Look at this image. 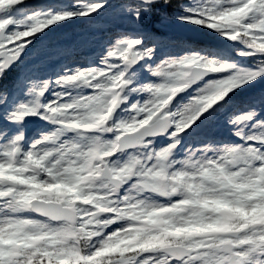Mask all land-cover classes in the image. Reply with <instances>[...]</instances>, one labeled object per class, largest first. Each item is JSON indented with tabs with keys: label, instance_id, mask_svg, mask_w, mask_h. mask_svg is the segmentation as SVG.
<instances>
[{
	"label": "snow or ice",
	"instance_id": "obj_1",
	"mask_svg": "<svg viewBox=\"0 0 264 264\" xmlns=\"http://www.w3.org/2000/svg\"><path fill=\"white\" fill-rule=\"evenodd\" d=\"M111 7L0 0V81L21 69L0 91V264H264V0H132L96 63L39 77L38 42ZM169 8L225 46L163 52L144 25ZM31 117L52 130L27 138Z\"/></svg>",
	"mask_w": 264,
	"mask_h": 264
},
{
	"label": "rangeland",
	"instance_id": "obj_2",
	"mask_svg": "<svg viewBox=\"0 0 264 264\" xmlns=\"http://www.w3.org/2000/svg\"><path fill=\"white\" fill-rule=\"evenodd\" d=\"M37 3L30 4V9H38L44 5H57L61 3H66L67 0L53 2L50 0H33ZM189 2V1H188ZM109 3L113 5V7L109 8L108 11L101 17L98 18L91 25H85L80 23H69L64 22L65 27L59 29L55 33H50L48 37L44 39L42 42L47 47L48 45H57V42L60 40L65 44L60 47V54L62 55L60 61L55 63L54 61H45L38 69V74L40 78H47L48 75L53 74V72L59 68L61 64L67 63L71 67H80L86 68L92 66L99 59L101 52L103 51L105 45L111 40V38L119 31H131L133 29V25L130 20L121 14V5L127 3L115 2L113 0H109ZM156 12L153 13L152 17ZM164 19L162 23L158 26L159 31L167 34L168 39L163 40L162 51L167 52L171 55H181L186 51L192 49H212L215 50L218 47L223 48L225 46L224 42L220 41L218 37H215L214 34H209L207 30L200 31L205 35L207 39H210L209 43H204L199 40H190L185 37L188 36L187 33H183V36L176 35V27L172 24L171 18ZM146 23V22H145ZM153 26V25H152ZM154 27V26H153ZM155 28V27H154ZM144 31L147 32L146 29ZM160 32V33H161ZM187 32V31H184ZM153 33V32H148ZM192 34V33H191ZM75 39V42H73ZM159 39H162L159 37ZM55 48L51 49L52 51ZM90 51H92L90 53ZM229 54L233 59H240L236 57L235 52L229 50ZM60 57H58L59 60ZM242 60H240L241 62ZM246 63V61L244 62ZM19 71L21 69H18ZM16 74V73H13ZM140 78L145 80L155 79L146 73L139 74ZM260 88H264V84L259 85L257 89L253 90V92H258ZM48 99H52V97L46 93ZM28 122L24 128V132L26 137L29 139H33L37 137L38 133L41 131L49 132L52 130V126L47 124L44 121L39 120L38 118L31 117L28 118ZM5 125L3 121H0V132L5 130ZM33 130V132H32ZM15 129H9V133L14 132ZM206 134L210 136H215L219 139H224L226 141H235V137H229L226 132L222 129L218 128H209L206 130ZM159 144L166 143L164 139H159Z\"/></svg>",
	"mask_w": 264,
	"mask_h": 264
},
{
	"label": "trees",
	"instance_id": "obj_3",
	"mask_svg": "<svg viewBox=\"0 0 264 264\" xmlns=\"http://www.w3.org/2000/svg\"><path fill=\"white\" fill-rule=\"evenodd\" d=\"M189 0H182V2H188ZM175 11V8H169V9H161V11L156 12L155 15L152 18V23L154 25L158 24L160 22V20L162 18H166V16H170L169 18H171L173 12ZM6 79H4L3 81H5Z\"/></svg>",
	"mask_w": 264,
	"mask_h": 264
},
{
	"label": "water",
	"instance_id": "obj_4",
	"mask_svg": "<svg viewBox=\"0 0 264 264\" xmlns=\"http://www.w3.org/2000/svg\"><path fill=\"white\" fill-rule=\"evenodd\" d=\"M121 1H132V0H121ZM179 32L183 33V31H188L190 33H192L193 36H201L200 34H198L196 31L193 30H187V29H183V28H178Z\"/></svg>",
	"mask_w": 264,
	"mask_h": 264
}]
</instances>
